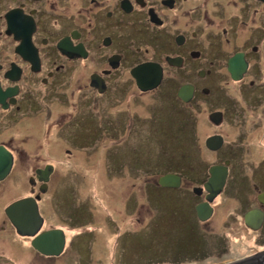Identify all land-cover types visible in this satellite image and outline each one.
Here are the masks:
<instances>
[{
	"label": "flooded vegetation",
	"instance_id": "obj_1",
	"mask_svg": "<svg viewBox=\"0 0 264 264\" xmlns=\"http://www.w3.org/2000/svg\"><path fill=\"white\" fill-rule=\"evenodd\" d=\"M241 24L247 25L248 36H240ZM262 49V0H0V174L5 173L0 178V264H9L8 252L14 255L15 247L31 249L29 264H51L46 261L63 255L78 235L89 236L92 230H80L74 223V210L50 194L59 191V183L71 173L78 176L94 153L105 154V167L110 170L112 149L136 141L133 138L141 126L156 123L161 113L174 116L177 132L193 152V162L186 156V163L201 175L187 178L185 170L169 169L167 173L180 175L178 186L161 185V175L152 185L193 193L199 218L196 206L208 195L203 185L210 177V168L227 165L224 188L210 202L213 215L216 200L235 173L245 183L239 193L245 206L243 226L252 233H262L264 218L249 225L245 217L251 209L264 211V156L257 163L245 158V150L250 148L246 128H264V80L257 81L264 72ZM239 53L248 65L237 81L230 71V59ZM221 80L242 82L240 91L249 94L251 110H232L239 118L236 124L244 123L236 140L214 132L200 140L202 151L197 153L198 127L207 122L220 127L228 113L213 109L198 123L195 114L191 117V107L212 94L221 99L222 90L217 86ZM183 87L184 96L179 94ZM164 90L172 91L174 97L157 106L155 101ZM144 98L147 114L142 113ZM214 111L222 112L218 123L210 117ZM113 112L114 117L107 115ZM214 135L223 140L212 148L207 141ZM80 139L92 144L79 146ZM160 145L165 154L170 153L166 143ZM81 153L85 158L80 164ZM206 153L216 159L207 163ZM248 164L253 166L251 183L247 184L240 173L250 167ZM137 187L133 182L132 188ZM254 190V198H249ZM38 195L43 217L38 233L52 229L65 233L64 250L59 255L36 249L34 236L20 234L6 213L12 202ZM51 211L57 216L54 221L47 215ZM57 211L66 214L58 215ZM86 212L92 213L90 208ZM223 248V254L228 253ZM248 255L234 256L222 264Z\"/></svg>",
	"mask_w": 264,
	"mask_h": 264
},
{
	"label": "rangeland",
	"instance_id": "obj_2",
	"mask_svg": "<svg viewBox=\"0 0 264 264\" xmlns=\"http://www.w3.org/2000/svg\"><path fill=\"white\" fill-rule=\"evenodd\" d=\"M239 30L241 37L248 36L249 30L246 24H241ZM262 54L264 57V49ZM252 77L249 76L250 79ZM257 79L258 82L263 81L264 72ZM241 83H224V80H221L217 84L222 90L221 99L212 94L199 106L191 107V117L193 118L195 114L198 123L202 117L208 118L213 109L219 108L228 113L227 120L220 127L216 128L210 122L198 127L197 153L202 151L200 140L206 135L221 132L226 134L229 141H233L244 130V123L241 122L243 126L236 124L235 119L239 118L235 117L232 111L234 108L251 110L248 104L249 94L240 91L243 88L240 87ZM160 94L161 96L155 101L157 106L164 99L168 102L174 97L170 90H164ZM147 98L141 99L144 114H147L145 107ZM180 109L183 107L181 106ZM107 115L115 116L114 112L113 115ZM246 129L250 136V148L245 150L248 153L244 156L247 157L248 162L257 163L264 156V128L262 126L251 130L248 126ZM194 134L196 135V132ZM133 139L137 140L123 143L120 149H112L110 170L105 167V154L94 153L91 156L92 160L81 166L83 170L82 172L79 170L78 176L71 173L59 183V191L50 194L54 200L58 199L67 208L74 210V223L80 230L90 229L92 232L89 236L78 235L72 242L73 246L68 247L63 255L52 261L46 259V262H52L51 264H221L234 256L260 251L262 247L259 244L264 242V230L262 233H252L243 226L241 215L245 206L239 199V193L245 183L243 179H238L237 174L233 173L234 177L226 186L225 193L215 202L216 213L206 223L196 216L194 210L196 197L193 193L180 188L166 189L152 185L151 182L156 181L158 175L167 173L169 169L185 170L187 178L190 175H201L200 171H193L186 163V156L189 161L193 157V152L186 145L182 133L179 130L177 132L173 115L161 113L156 123L141 126L140 132ZM161 142L167 144L165 147L170 151L169 154H165L160 148ZM91 144L88 139H80L78 142L79 146ZM203 157L207 163L216 159L215 155L207 153L203 154ZM83 158L85 154H79L80 164ZM128 159L131 160V164L127 163ZM101 161L104 167L101 166ZM189 162H193L192 159ZM249 166L240 173L247 184L251 183L252 172L249 171L252 170L253 164ZM133 182H137L138 187L135 189L132 188ZM255 192V190L251 191L249 198H254ZM132 199L134 203L137 201L135 205ZM88 208L94 215L86 212ZM2 212L3 205L0 206V214ZM57 214L62 215L66 212L57 211ZM47 215L50 221L57 219L52 211ZM2 218L0 216V224ZM227 240L230 242H226ZM223 242H226V245ZM27 245L29 242L25 246ZM223 247L228 253L223 254ZM12 249L15 253L12 256L8 252L9 264H29L31 257H28V254L32 252L31 249L22 250L21 247ZM217 251L220 253L217 254ZM23 252L24 255L21 254Z\"/></svg>",
	"mask_w": 264,
	"mask_h": 264
},
{
	"label": "water",
	"instance_id": "obj_3",
	"mask_svg": "<svg viewBox=\"0 0 264 264\" xmlns=\"http://www.w3.org/2000/svg\"><path fill=\"white\" fill-rule=\"evenodd\" d=\"M247 65V62L243 61L242 53L231 58L230 71L232 77L236 80L241 79ZM188 87L191 88L192 86ZM179 94L182 96L185 95V87L180 89ZM190 95H192V90H190ZM210 117L218 123L222 118V112L214 111L210 114ZM222 140L223 137L221 135H214L208 138L207 144L214 148L213 144L218 142L220 145ZM227 175V165H215L210 168V177L203 185L208 195L204 202L196 206L200 220H208L213 215L214 208L210 202L223 190ZM3 176H5V173L0 174V178ZM180 182L181 177L176 173H166L159 177V183L163 186H178ZM38 198L39 195L36 197L29 196L20 198L6 207V213L13 219L20 234L34 236L32 245L36 249L48 255H59L64 250L66 241L65 233L61 229L46 230L38 233L43 222V217L38 206ZM245 217L247 223L251 225L253 223L252 221L262 220L264 218V211L261 209H251L246 212ZM225 264H264V249Z\"/></svg>",
	"mask_w": 264,
	"mask_h": 264
},
{
	"label": "bare ground",
	"instance_id": "obj_4",
	"mask_svg": "<svg viewBox=\"0 0 264 264\" xmlns=\"http://www.w3.org/2000/svg\"><path fill=\"white\" fill-rule=\"evenodd\" d=\"M202 221H206V220H202Z\"/></svg>",
	"mask_w": 264,
	"mask_h": 264
}]
</instances>
